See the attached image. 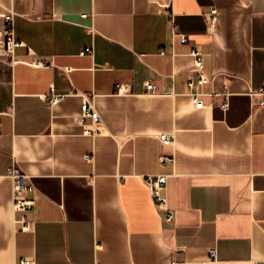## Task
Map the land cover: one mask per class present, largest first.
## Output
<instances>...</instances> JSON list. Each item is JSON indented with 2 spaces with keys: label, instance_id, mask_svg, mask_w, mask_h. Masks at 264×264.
<instances>
[{
  "label": "crops",
  "instance_id": "0c3cea01",
  "mask_svg": "<svg viewBox=\"0 0 264 264\" xmlns=\"http://www.w3.org/2000/svg\"><path fill=\"white\" fill-rule=\"evenodd\" d=\"M166 9L188 43L172 42ZM5 13L26 46L0 57V264H264V107L251 96L264 0H0V27ZM194 45L210 81L189 87ZM86 97L93 134L77 122ZM12 165L35 200L25 230ZM159 174L163 205L145 181Z\"/></svg>",
  "mask_w": 264,
  "mask_h": 264
},
{
  "label": "built area",
  "instance_id": "2783aa9c",
  "mask_svg": "<svg viewBox=\"0 0 264 264\" xmlns=\"http://www.w3.org/2000/svg\"><path fill=\"white\" fill-rule=\"evenodd\" d=\"M241 2H248L250 0H240ZM166 13L171 14V11L166 9ZM207 23L208 29L212 30L217 20L218 11L216 8H212L210 12L207 14ZM2 25L0 27V57L7 59L9 62H14L13 51L16 47L26 46V44L17 39L14 33V23H13V14L5 13L2 16ZM171 22V40L172 42L179 41L180 43H188V37L180 32L177 23L175 22L173 14L170 17ZM92 52V47H86L80 52V55H85ZM190 55L193 57V66L190 71L192 73H197L198 77L194 80L193 77H189L188 85L189 87H193L194 83L197 82L199 84L208 83L209 78L203 73V53L201 52L198 45L192 46L190 50ZM33 64L40 65V62H32ZM119 87V84H116ZM145 90L150 94H156L155 85L151 81H147L144 83ZM224 96V100L220 103L221 108L226 110L228 108V96L229 92L226 87L224 91L220 93ZM257 95L262 96L260 100L257 101L258 106L264 107V86L260 90L252 91L251 96L255 97ZM191 100L195 106V108L204 107V102L200 99L199 92H191L190 93ZM47 100V104L49 106H53L57 104L61 96L56 94H50L45 97ZM80 114L77 116V122L82 126L83 132L91 133L97 132L100 125V117L98 112L95 110L93 105L90 103V99L87 97L83 100L80 108ZM89 120V121H87ZM160 142L164 145H169L171 143V138L167 134H160L158 136ZM89 159V156H85ZM161 162L172 160L171 157L166 155L160 156ZM8 175L12 179V196H13V210L15 212L22 213L21 217L16 220V222L20 225V228L25 230L28 227V221L24 215L26 211H31L34 208L35 200L28 198L27 193L31 190L32 186L29 180V176L24 173L19 167L12 165L8 168ZM146 183L150 186L152 196L158 201V204L163 205L165 198L163 196V190L165 188L166 176L159 175H148L145 179ZM172 219V215H168V220ZM211 257H215V252L211 251ZM17 264H32V261L28 257L21 258Z\"/></svg>",
  "mask_w": 264,
  "mask_h": 264
}]
</instances>
